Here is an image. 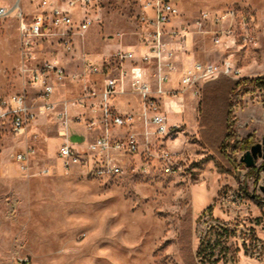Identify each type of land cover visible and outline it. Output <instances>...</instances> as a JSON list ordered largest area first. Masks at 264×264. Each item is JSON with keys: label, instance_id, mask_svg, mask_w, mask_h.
I'll list each match as a JSON object with an SVG mask.
<instances>
[{"label": "rangeland", "instance_id": "rangeland-1", "mask_svg": "<svg viewBox=\"0 0 264 264\" xmlns=\"http://www.w3.org/2000/svg\"><path fill=\"white\" fill-rule=\"evenodd\" d=\"M17 1L0 0V5L10 7ZM20 5L27 15L36 4L20 0ZM177 8L180 20L187 22L200 13L229 8L254 15L256 46L223 50L213 45L210 35L195 34L192 51L184 54L191 62H229L240 71L238 79H230L240 81L230 98V133L238 141L261 143L264 92L253 81L264 80V0H180ZM92 12L94 25L73 38L71 49L63 48L58 37L47 38L35 47L37 60L28 64L35 68L56 60L64 68L65 79L53 81V100L57 111L69 104L73 124L66 136L59 137L51 115H41L22 137H1L0 264H184L178 238L189 210L195 264H264V171L248 172L264 161L259 158L246 168L240 162L246 151L233 140V146L224 149L231 163L225 166L203 144L202 86L183 89L180 73L167 88L176 91V97L159 100L158 112L170 129L167 135H157L149 122L139 119L141 106L130 93L111 100L115 113L132 115L134 122L109 128V136L134 135L138 141L134 154L111 155L120 160L122 175L96 177L99 157L86 155L83 165L56 159L62 144L84 154L87 144L103 134V129L87 130V123L100 117L98 99H90L84 108L72 105L86 89H102V78L85 72L84 63L103 64L110 78H119L128 63L121 67L113 54L118 49L142 52L136 0H96ZM16 28L14 18L0 24V96L25 94L33 105L37 90L23 74ZM215 85L221 91L212 103L211 89L206 92V118L221 133L226 97L221 83L211 87ZM77 116L79 123L74 122ZM26 148L34 155L23 173L12 156ZM42 170L47 175H41Z\"/></svg>", "mask_w": 264, "mask_h": 264}, {"label": "built area", "instance_id": "built-area-1", "mask_svg": "<svg viewBox=\"0 0 264 264\" xmlns=\"http://www.w3.org/2000/svg\"><path fill=\"white\" fill-rule=\"evenodd\" d=\"M30 5L36 4L33 11L25 14L18 0L10 7L0 6V24L9 18L17 23V37L21 54L23 74H27L30 86L37 90L33 105H28L25 94L0 96V142L3 135L11 139L22 137L27 129L41 115H51L58 123V135L67 134L73 121L69 114V104L61 111L56 110L54 103V80L62 81L66 77L64 68L56 60L44 61L40 66L29 68L35 62V47L50 37H58L63 48L71 49L73 38L82 36L94 25L92 9L96 0H28ZM137 21L141 25L138 46L142 53L137 56L130 50L118 49L113 59L128 67L121 68L119 78H110L106 67L84 63V71L102 78V89H86L83 98L72 105L84 108L90 99H98L100 117L97 121L87 123V130L103 129V134L87 144V152L78 153L67 143L62 144L56 159L66 163L83 165V157H99V165L94 174L98 178L114 177L123 174L117 156L132 155L138 149V141L134 135L116 137L109 136V128L130 127L134 122L132 115H119L111 109V100L116 95L130 93L136 97L142 113L139 119L148 122L155 128L159 136L167 135V121L158 112L160 98L176 97V91L167 89L166 85L173 81L179 73L178 56L186 53L187 35L211 36L213 45L223 50L229 48H246L256 46V19L252 13L238 9H224L216 13L203 12L191 21H181L177 4L180 0H136ZM53 7L52 11H48ZM264 28V17L260 21ZM151 68H145L149 66ZM144 65V66H142ZM240 71L229 62L220 64L196 63L180 71L179 84L183 89H191L198 84L214 82L220 77L236 80ZM126 88V89H125ZM128 89V90H127ZM126 90V91H125ZM80 117H74L79 123ZM34 155L33 150L26 148L12 156L13 162L21 172L27 171V162ZM48 171L42 170L41 175Z\"/></svg>", "mask_w": 264, "mask_h": 264}, {"label": "trees", "instance_id": "trees-1", "mask_svg": "<svg viewBox=\"0 0 264 264\" xmlns=\"http://www.w3.org/2000/svg\"><path fill=\"white\" fill-rule=\"evenodd\" d=\"M219 83H221V86L223 87L222 93L226 97L225 98L226 108H225V114H224L223 122L221 126L222 127L221 133L220 132L218 133V130H216L214 125H211L210 123L211 121L207 120L206 117L208 114L206 115L207 112L205 109V103L207 101L206 92L209 89H211L212 91L211 103H212L213 100L216 98V96L221 91L220 90L221 88L219 87L217 88V85H215L216 87L215 86L211 87V86L214 84H219ZM253 84L256 88L260 89V91L264 92V80L255 79L253 81ZM239 85H240V81H231L230 79L226 77H220L218 80L214 82L205 84L201 89L202 112H201L200 119H199L200 137H201L203 144L207 146L209 145L207 148L214 155H216L225 166H231V163L226 153H224V149L227 150L228 148H230V146H233V144H236L237 148L244 150V151H248L253 146L251 138H246L244 140L238 141L236 139V136L233 135V133H230V129H231L230 98H231V94L234 91V89L237 88ZM216 110L217 108L215 107L212 113H215ZM233 140H235V143L230 145L231 142H233ZM252 171H254L255 174L256 173L258 174L259 172L264 171V165L260 166L259 168H255V169L251 168L248 172H252ZM190 235H191V211L189 210L184 217V221L180 224V234L178 238L179 256L184 264H195V257L191 249Z\"/></svg>", "mask_w": 264, "mask_h": 264}, {"label": "crops", "instance_id": "crops-1", "mask_svg": "<svg viewBox=\"0 0 264 264\" xmlns=\"http://www.w3.org/2000/svg\"><path fill=\"white\" fill-rule=\"evenodd\" d=\"M0 6H3V5H0ZM195 37L196 36H193V35H187L186 36V41H185L186 51H188V52L192 51ZM140 54L139 53H136L137 56H139ZM192 63H193V61L191 62V57L189 55H185V54L179 55L178 56V60H177V65H178L179 73H180V71H182V69H185V68L189 67ZM178 76L179 75L176 74L174 76V78H173L174 80L171 83L167 84L166 85V88H169V86L175 84ZM120 112H122V111L120 110Z\"/></svg>", "mask_w": 264, "mask_h": 264}, {"label": "water", "instance_id": "water-1", "mask_svg": "<svg viewBox=\"0 0 264 264\" xmlns=\"http://www.w3.org/2000/svg\"><path fill=\"white\" fill-rule=\"evenodd\" d=\"M261 158L264 161V136L261 139V143L254 144L240 159V162L245 165L246 168L254 166L255 161Z\"/></svg>", "mask_w": 264, "mask_h": 264}, {"label": "bare ground", "instance_id": "bare-ground-1", "mask_svg": "<svg viewBox=\"0 0 264 264\" xmlns=\"http://www.w3.org/2000/svg\"><path fill=\"white\" fill-rule=\"evenodd\" d=\"M62 136V135H61ZM64 136V135H63Z\"/></svg>", "mask_w": 264, "mask_h": 264}]
</instances>
